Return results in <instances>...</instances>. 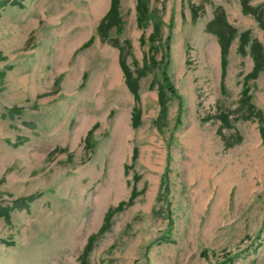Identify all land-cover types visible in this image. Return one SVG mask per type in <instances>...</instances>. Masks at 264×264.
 Listing matches in <instances>:
<instances>
[{
  "label": "rangeland",
  "instance_id": "1",
  "mask_svg": "<svg viewBox=\"0 0 264 264\" xmlns=\"http://www.w3.org/2000/svg\"><path fill=\"white\" fill-rule=\"evenodd\" d=\"M110 2L0 0V264H79L134 183L89 264H264V68L247 77L237 51L244 30L264 47V26L240 0H145L140 24L119 0L102 39ZM218 10L236 29L224 89Z\"/></svg>",
  "mask_w": 264,
  "mask_h": 264
},
{
  "label": "trees",
  "instance_id": "2",
  "mask_svg": "<svg viewBox=\"0 0 264 264\" xmlns=\"http://www.w3.org/2000/svg\"><path fill=\"white\" fill-rule=\"evenodd\" d=\"M242 9L246 12H251L256 16V19L260 23V25L264 26V6L260 7H252L248 4L249 0H240ZM118 7H119V0H111L110 6L108 10L105 12V14L101 17L98 25H97V33L100 38L104 39L107 35V31L111 29L112 27H119L121 23L120 14L118 13ZM193 17H196V10L193 9ZM136 12L138 13L137 16V22L143 23V21L146 20L148 17V7L145 2V0H137L136 4ZM159 30V26L156 24L154 25V34H157ZM206 30L216 36L219 46H220V52H221V89H224V81H222L225 70H226V56L227 51L230 46L231 40L234 38V34L236 32L235 27L228 23L225 14L223 10H218L215 12L214 17L209 20L206 23ZM248 30H244L242 33L239 34V43L237 47V51L240 52L242 55L246 54L245 46L249 44V51L253 58V68L252 70L247 74V77H255L259 71L264 68V47H262L261 43L257 41L256 39H251L249 37ZM91 41V38L87 40V43L85 46H87ZM116 44V43H115ZM117 45V44H116ZM119 48V64L121 69L124 73V82L127 85L130 92L133 94V98H135V102L137 103L139 101L138 98V78L141 76L142 72H138L135 76L133 75V72L131 69H128V67L125 65L124 62V55H123V47L117 45ZM242 103H247L250 100V94H248V86L245 84L242 91ZM135 103V105L132 108V118H131V124L132 126H136L139 123L141 112L139 106ZM261 134H264V127H261ZM135 154V149L133 151V155ZM136 180V178L134 177ZM138 194L136 190V185L132 186V190L129 195L128 200H122L120 201L116 206L109 207L106 210V214L103 218L102 224L99 226L100 228L88 236L86 239V244L82 250V252L79 254V264H89L88 262V254L93 249V246L95 244V240L110 228L111 219L112 217L120 212L123 208L130 206L133 204L135 196ZM17 204V202H16ZM7 209V208H6ZM6 212V210H5Z\"/></svg>",
  "mask_w": 264,
  "mask_h": 264
},
{
  "label": "bare ground",
  "instance_id": "3",
  "mask_svg": "<svg viewBox=\"0 0 264 264\" xmlns=\"http://www.w3.org/2000/svg\"><path fill=\"white\" fill-rule=\"evenodd\" d=\"M98 3V2H97ZM97 12V11H96Z\"/></svg>",
  "mask_w": 264,
  "mask_h": 264
}]
</instances>
